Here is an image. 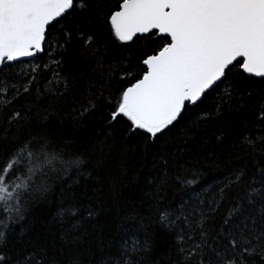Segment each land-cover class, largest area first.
<instances>
[{
	"label": "snow or ice",
	"instance_id": "snow-or-ice-1",
	"mask_svg": "<svg viewBox=\"0 0 264 264\" xmlns=\"http://www.w3.org/2000/svg\"><path fill=\"white\" fill-rule=\"evenodd\" d=\"M99 28L120 45L141 44L138 63L105 64L107 44L94 31ZM72 47L76 49L73 58L95 61L94 70L109 85L117 78L118 82L129 81L126 87L115 89L118 95L110 120L126 121L131 134L153 141L171 132L208 95L222 91L213 113L183 126L187 136L225 108L239 113L248 107L255 84L249 78L264 82V0H0V67L13 68L15 62L39 59L41 54L50 61L32 67L27 74L23 69L15 75L0 72V103L12 108L9 124L23 118L15 108L21 97L42 94L38 86L42 68L56 78L55 90L45 88L43 92L59 95L61 85L68 89L67 78L60 79V69ZM24 75L30 78L25 80ZM113 94L109 88V96ZM259 96L253 105L258 109L255 135L246 133L238 143L254 152L257 143L264 145V90ZM46 148L41 145L40 152L50 162ZM52 158L60 157L53 153ZM68 164L69 170L74 167L83 175L79 157ZM42 166L31 141L19 145L0 165V248L7 246L14 225L24 218L19 204L13 206L12 201L19 200V191L27 190ZM258 176L246 181L243 170L233 172L218 191L198 192L193 201L159 211L162 226L169 231L178 229L177 251L185 258L182 264H264V168ZM58 212L62 221L80 216L75 205L62 206ZM86 212L89 218L96 214L92 207ZM197 234L199 241H195ZM189 242L192 248L185 247ZM148 251L149 241L141 243L133 234L103 264H142ZM0 264L12 261L0 254ZM14 264H42V260L30 253Z\"/></svg>",
	"mask_w": 264,
	"mask_h": 264
},
{
	"label": "trees",
	"instance_id": "trees-1",
	"mask_svg": "<svg viewBox=\"0 0 264 264\" xmlns=\"http://www.w3.org/2000/svg\"><path fill=\"white\" fill-rule=\"evenodd\" d=\"M94 31L107 44L105 64L138 63L141 44L120 45L107 30ZM75 50L68 49L60 69V79L66 77L69 84L67 90L60 86L62 94L43 92L56 88V78L45 67L39 71L42 94L24 95L16 102L22 119L9 124L12 108H3L0 103V165L26 141L32 142L43 163L27 190L19 191V200L12 201L13 206L19 204L24 218L14 225L0 254H6L12 264L30 253L42 264H103L135 234L141 243L145 239L150 243L142 264H182L185 258L177 251L178 229L169 231L162 226L159 211L193 201L198 192L218 191L224 178L239 170L244 171L246 181L259 178V169L264 168V145L257 143L254 152L238 143L246 133L255 135L258 109L253 105L260 99L264 82L249 78L255 81L253 99L241 112L225 108L186 136L184 125L213 113L222 91L212 93L191 108L171 132L153 141L131 134L125 128L126 121L110 120L118 95L115 89L126 87L129 81L118 82L117 78L109 85L107 78L94 70L95 61L84 63L83 57L73 58ZM45 63L50 61L41 54L39 59L16 62L13 68L0 67V72L15 75L23 69L27 74ZM29 78L24 75L25 80ZM49 79L53 84H48ZM109 88L114 91L111 96ZM41 145L47 146L50 162L44 161ZM53 153L62 159L52 158ZM75 157L83 161V175L74 167L69 170L68 161ZM72 205L80 208V216L62 221L58 210ZM88 207L96 210L93 217H87ZM219 223L217 217V227ZM199 239L195 235V241ZM185 247L192 248V242Z\"/></svg>",
	"mask_w": 264,
	"mask_h": 264
},
{
	"label": "water",
	"instance_id": "water-1",
	"mask_svg": "<svg viewBox=\"0 0 264 264\" xmlns=\"http://www.w3.org/2000/svg\"><path fill=\"white\" fill-rule=\"evenodd\" d=\"M31 59H33V58H28L27 60H31ZM27 60H25V61H27ZM16 63V62H15ZM255 79H260V78H255Z\"/></svg>",
	"mask_w": 264,
	"mask_h": 264
}]
</instances>
